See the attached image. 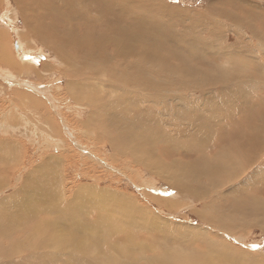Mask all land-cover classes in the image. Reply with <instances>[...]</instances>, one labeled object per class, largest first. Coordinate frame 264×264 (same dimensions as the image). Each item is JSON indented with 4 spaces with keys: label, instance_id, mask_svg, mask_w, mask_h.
<instances>
[{
    "label": "bare ground",
    "instance_id": "6f19581e",
    "mask_svg": "<svg viewBox=\"0 0 264 264\" xmlns=\"http://www.w3.org/2000/svg\"><path fill=\"white\" fill-rule=\"evenodd\" d=\"M140 1L110 0L111 4H115L116 8L122 12L118 17L119 20L122 18L124 20L121 22L124 21L127 24L120 22L121 26L114 25L108 28L110 30L103 32L102 29L101 31L96 30V32L87 30L82 35L78 34L80 30H77L78 33H76V29L70 25L71 31L69 32L73 34L71 37V33L67 34L68 28L64 29L66 34L60 33L57 37V30H59L57 27L59 26L56 27V15L64 17L67 23L69 20L74 23L78 18L82 19L85 24L94 28V25L96 26L94 22L100 20L102 14L105 13L106 9L103 3L98 6V12L101 13V16L98 14L96 18H93V13L90 12L93 7L89 9L92 4L95 8V0H23L21 3L25 2V7L35 5L34 9H29L31 12L41 5L38 12L32 14L33 21L27 19L28 36H32L37 41L39 38L43 44L49 43V47L53 50L55 47V51L58 52H61L64 44H68L72 51L78 55L67 54L69 58L60 56L63 60L67 59L68 66L72 71V75L67 76L71 79L72 77L79 79L83 76L85 81L90 76H94L93 79H89L91 81H88L89 83H74V85L71 83L69 87L80 91L85 89L90 91L98 87L100 90L108 92V96L104 93V96H98L95 93L96 97L93 96L94 92H91L92 96L87 97L89 100L85 105L92 108L91 113L94 111L101 113V119L100 115H97V119L91 114L90 122L95 124L100 120L101 125L105 122L107 124L103 126H110V132L106 127L103 128L98 125H96V130H101L99 133L109 141L113 151L120 152L121 155L129 151L130 154L134 155V158L131 156L137 165H142L155 175L161 176L164 181L182 194V198L189 196L194 198V201L204 204L203 209L200 210V216L206 222V226L214 230L208 229L206 233L200 229L191 228L189 233L186 232L189 236L187 237L183 234V229L180 228L179 230L182 232L180 236L179 234L173 236L167 228H177L179 225L162 221L153 216L141 204H137L131 197L116 192L104 191L102 193L104 198H101L100 201L102 203L101 210L89 214L92 197L101 191L87 187V191L82 192V187L73 194L75 200L68 199L67 195L64 194L65 188L60 187V176L56 171L57 162H53L54 157H49L39 168L41 177L46 179L44 184L31 186V183L27 181L22 186L21 192L20 190L17 191L16 188L11 196L2 197L0 200V264L264 263L257 256L228 245L224 238L226 234H232L239 230L243 231L250 226H258L264 230V203H257L259 200L257 194L260 192L259 190L264 189V109L263 112L261 111L264 103H262L263 98L251 97L248 88L238 78L241 74H234L235 70L237 71L236 64L239 63H235L236 54L243 55V51L245 53L249 51L246 56L256 53L254 50L250 51V44L243 39L242 42L238 40L241 42L240 45L229 46L226 44V36L221 43L216 40L204 39L199 33L189 38L181 37L185 34L180 27H176L179 16L178 9L167 6L162 8L159 4L152 3L151 0H145L144 3L141 2L142 4ZM237 1L244 6L245 0ZM52 3L55 6L45 14V6ZM80 3L82 5L78 7ZM21 7L19 8L24 18L27 11ZM63 9H68V13L64 12ZM51 10L55 15L54 22L51 21L52 19L46 20L50 16ZM220 15L222 17L219 16V12L211 13L213 19L208 22L209 28L206 31L209 34L212 33V37L216 34V39L221 35V33L219 34L222 30L220 25L222 18L225 17L221 13ZM110 16L112 15L107 17ZM226 18L232 20V17L227 15ZM238 21L236 20V22ZM245 22L247 21L245 20ZM230 23L232 22L230 21ZM235 26L238 28L237 25ZM187 29L191 28L187 27ZM239 29L241 28L239 27ZM237 34L239 35V33ZM240 36L242 35L240 34ZM257 41H261V38ZM259 44L264 45L262 42ZM110 45H112V51H108ZM0 47L3 49L1 44ZM19 47V45L16 46V43L14 44L15 51L18 52ZM208 49L212 50V53H208ZM2 51L0 56H4ZM206 54L218 57L219 64L218 67L215 66V72L209 73L202 68L206 63ZM191 57L198 60L196 64H192L190 61L192 66L188 63ZM2 59L6 62L5 57ZM241 64L240 69L244 70L247 62L243 60ZM12 66L18 71L20 70V67L11 65V68ZM79 70L84 71L83 75ZM212 80H217L218 84L215 86H219L218 96L226 100L227 105L223 102H217L215 95L217 93H214L215 89L212 91V87L210 88L211 91L203 94L205 95L204 100H200V103L196 105L187 104L186 98L184 99L181 94H168L171 89L173 90V85H178L177 89L183 92L184 87L189 84L206 89ZM152 88H154V92L161 90L162 92H157L162 93L163 96L153 97L152 94H149V90ZM192 96L194 94L190 92L187 98L193 99ZM16 99L18 104L21 103L20 107L23 108L25 98L17 96ZM166 99L170 100L173 106V111L170 110V113L177 115L176 117L179 116L178 118L174 116L177 121L187 120L189 117L186 118V116H189L187 115L189 110L195 112V115L191 114V117L196 122L197 130L193 131V135L188 132L182 133L184 137L178 140V144L174 140L175 133H177H174L176 130L174 126H172L173 133L160 128L161 116L167 115L165 111L169 102ZM82 100L86 99L83 98ZM149 100L159 103L163 108L162 112L157 113L155 109L151 112L150 106H145ZM258 100H260L259 103ZM210 102L212 106H209ZM28 107L33 109L35 113H39L40 117L42 115V118L47 119V123L51 121L50 118H47L44 105L40 101L30 99ZM3 117L1 116L0 120H3ZM33 117L37 122L38 117ZM130 117L133 118V124L129 122ZM190 120H188V124ZM164 122L163 124L167 121ZM88 126L90 127V124ZM177 128L180 127L177 126ZM202 128L204 132H201L203 131ZM234 128L239 129L237 131L241 135L240 138H236L235 144L231 147L228 148L225 145L220 150L218 149L219 151H216V154L209 160L212 164L208 163V158H204L199 163L202 166L193 160L191 163L186 162L192 170L184 171L180 170L175 160H172L170 162L171 167L167 170L164 165L160 166L149 159L150 154L153 156L157 147L160 150L164 147L163 151L172 150L173 154L184 152L193 155L197 152L200 155L202 154L200 151L213 148V143L222 139V134L229 136ZM186 129L190 131L189 128ZM121 130L125 133L121 132L122 134L118 136L121 137V140L131 138V141L127 140L131 146H126V143L121 147L118 146V143L122 141L117 139V132ZM216 135L220 138H216ZM6 141L11 143L9 140H4V142ZM139 141L141 143H138ZM2 143L0 141V148L3 146ZM52 144L54 142L51 141ZM144 144H147L148 147H145ZM228 144L231 145V142ZM6 146H3V153L0 152V164L3 161L8 165L9 158L6 153L13 155L17 146L13 143L12 146L9 144ZM170 146L172 149L169 148ZM128 148L131 149L132 153L127 150ZM145 152L148 154L145 155ZM256 162H260L263 166H260L249 176L250 168ZM167 165L169 166L168 163ZM204 166L208 172L203 169ZM232 166L236 167L238 173H229L228 179L222 180L221 175L231 170ZM6 181L7 178L1 175L0 191ZM53 185H57L59 188L53 191ZM236 187L239 188L237 192L235 191ZM251 187L255 188L251 189ZM234 191L236 195L230 198V193ZM81 199L87 204L78 205L76 201H81ZM155 200L161 207L170 210L176 208V204L169 200L163 198H155ZM83 215H93V218L86 224L88 219L86 222L82 220L84 223L79 221ZM196 234L198 235L195 239ZM190 238L195 242L186 246ZM146 239L150 241L149 244L144 243ZM153 242L156 243L154 247H152Z\"/></svg>",
    "mask_w": 264,
    "mask_h": 264
},
{
    "label": "rangeland",
    "instance_id": "374dc122",
    "mask_svg": "<svg viewBox=\"0 0 264 264\" xmlns=\"http://www.w3.org/2000/svg\"><path fill=\"white\" fill-rule=\"evenodd\" d=\"M22 1L23 0H0V44L3 48L1 49L0 47V50H3L2 53L4 55L0 56V117L4 116V119L0 120V141L3 142L2 144L4 147H7L6 145L8 144L12 146V143L17 146V149L14 151L15 153L13 155L6 153L9 158V164L7 165L3 161L0 164V176L2 175V177L5 176L7 178L6 183L2 186V190L0 191V200L2 199V197L11 196V193L16 188L17 191L20 190L21 192V189L23 188L22 186H24L27 181L31 183V186H33L34 184H44L46 182V179L44 177H41L39 168L43 164V162L47 160V158L54 157L53 162H57L56 171L60 176V187L65 188L64 194L67 195L68 199L75 200L73 194L79 191V188L82 187V192L87 191L88 188H93L95 190L98 189L99 191H101L94 197H92L91 203L89 205V214L94 211L101 210L102 203H100V201L101 198H104V195L102 194L104 191L110 193L116 192L118 194H123L125 196L131 197L136 201L137 204H141L153 216L161 219L162 221L179 225L177 228H167V230L173 236L178 234L180 236V233L182 232L186 236V232L189 233L191 228L200 229L207 233L206 230L211 228L206 226V222H204L200 216V210L203 209L204 204L202 205L200 202L194 201V198H190L189 196H184V198H182V194L171 184L164 181L161 176L155 175V173L150 172L148 168L142 165H137L135 160H133L134 155L130 154L129 151L124 152L125 155H121L120 152L116 153L115 151H113L110 143H108L109 141L104 137V135H101L99 133L101 132V130H96V125H98L100 127L102 126L103 128L106 127L109 132L111 131L110 126H103L107 124L105 122L103 123V125H101L102 122L100 120L95 124L94 122H90L91 114L94 115L93 117H97L98 119L97 115H100L101 113H95V111L91 113L92 108H88V106L85 105L89 100L87 97L92 96L91 92H94L93 96L95 97L96 94L98 96H101L103 95V93L104 95L108 96V92H104L105 90H100L98 87H95V89H91L90 91L86 89V91H80L78 89H71L69 87L71 83V85H74V83H87L89 79H93L94 76H90V78L86 81L83 79V76L79 79L77 77H72L71 79L69 76H67L72 75V71L68 66L69 63L66 61V58H69L67 54H74L75 56H78L72 51L71 46L68 44H64L61 52H58L55 51V47L54 50L50 48L49 43L45 42L43 44L39 40V38L37 41L32 36H28L29 30L27 29L26 24L27 19H30L29 21L32 22L34 19L32 17V14H36L41 5L33 10V12H31L30 10L32 8L34 9L36 6L32 5L31 7H25V2H23V4L21 3ZM143 1L145 0H141L140 4L144 3ZM151 2L159 4L162 8H165V6H167L169 8L178 9L179 16L176 27H180L185 34L181 37L189 38L192 35L199 33L204 39L216 40L219 43L226 39V44L229 46H232L234 44L240 45L243 40L246 43L248 42L250 44V51L254 50L256 54L252 53L253 55L246 56V53L248 54L249 51L246 53L245 51H243V55L235 53V63H239L236 64L237 71L235 70L234 74H241L238 78L240 82L248 88L251 93V97L259 99L263 98L262 103H264V45L261 46L259 44L261 42L264 44V0H245V3H243L244 6L239 4L237 0H151ZM100 3H103L106 9L105 13L102 14V16L101 13L98 12V6L101 5ZM81 5V3L78 4V7ZM53 6H55V4L53 3L46 5L45 14ZM19 7L26 9L27 11L24 14V18ZM92 7L93 9L90 12L93 13V18L98 17L99 14L102 19V21L101 19H98L99 21L97 20L96 22H94V24H96V26L94 25V28L91 25L85 24V21H83L82 19L78 18L79 20L77 19L74 23H71L69 20V22L67 23V20L64 17L56 15V27L59 26L57 27V29H59L57 30L58 34L56 33L57 37H59L60 33L66 34V30L64 31V29L67 28V34L71 33L70 37L71 35L73 36L72 32H69L71 31V26L76 29V33H78L77 30H80L78 34L82 35V33H85L87 30L89 32H96V30L101 31L102 29L103 32L106 30H110L108 28L114 25L121 26V23L123 24L124 21H121L124 19L120 18L119 20L118 18L120 17L119 15L122 12L119 11L118 8H116L117 6L115 4H111L110 0H95L96 9L94 8L93 4L89 9H91ZM84 8L87 9L86 6H84ZM67 10L68 9H63L64 12L68 13ZM52 11L53 10L50 11V18L47 17L46 20L52 19L51 21L54 22L55 15ZM216 12H219V16L221 17L222 15H220V13L225 15V17L222 18V24L220 25L222 26V30L219 32V34L221 33V35L217 39L215 37L216 34L212 37V33L209 34L206 32L209 28L208 22H211V20L213 19L211 13ZM109 15H112L110 17L113 19H111L110 17L108 18L107 16ZM226 15L230 18L232 17V20H228V18H226ZM114 19L116 20V22ZM236 20L239 21L236 22ZM245 20L247 22H245ZM100 21L101 23H98ZM230 21L237 25L238 28H236L234 24L230 23ZM124 24H127V22H124ZM187 27L191 28L192 30L187 29ZM239 27L244 30L239 29ZM237 33H239V35ZM240 34L242 36H240ZM224 36H226L225 39ZM260 38L261 41H257ZM162 39H164V37H162ZM238 40L242 41L240 42ZM15 43L16 46H20V50H18V52L14 49ZM58 48L61 47L58 46ZM110 50L112 51V45L108 46V51ZM208 53H212V50L208 49ZM189 54H191L190 51ZM181 55L186 56L183 54ZM60 56H65L66 58L63 60V58H61ZM206 56V63L204 66H202V68L209 71V73L212 71L215 72V68L218 67L219 64V62L217 61L218 57L210 54H206ZM2 57L6 58V62L2 59ZM1 60L4 62V64ZM243 60L246 61L247 64L245 65L244 70H241L240 67L242 66L241 63H243ZM190 61L192 64H196L198 62V60H194L193 57L190 58L188 63ZM117 62L119 63V61ZM192 64L189 63L190 66H192ZM11 65L17 66L18 68L20 67V70L18 71L13 66L11 68ZM79 72L83 75L84 71L79 70ZM216 84H218L217 80H212V83H209V86L206 89L204 88L205 90L203 88L195 87L194 84H189L186 86L187 88L184 87L183 92L185 93H183L182 90L177 89L178 85H173L171 83L174 88L173 90L171 89L168 94H181L182 96H184V99L186 98L185 100L187 104L196 105L200 103V100H204V93H208V91H211V89L212 91L213 89H215L214 93H217L215 94L217 96V102H223L225 103V105H227L228 102L222 97L218 96V92L220 91L219 86H215ZM175 88L176 91H174ZM153 89L154 88L149 90V94H152L153 97L156 98L157 96H163L162 93L157 92H162L161 90H157L156 92H154ZM189 91L194 94V96H192L193 99L187 98V96L190 94ZM79 92L82 93L80 94ZM112 94L114 95L115 93ZM17 96H22L25 98V106L23 108L20 107L21 103H17ZM83 98H85L86 100H82ZM30 99L43 103L45 114L47 115V118H50V122L47 123V119L42 118V115L40 117L39 113H35L33 109H30L28 107V102L30 101ZM166 100L169 102V110H167V108L165 111L167 115H159L161 116L160 128L164 131H168L169 133H173L174 129H176L174 133L177 132L175 133V135L179 139L175 136L174 140L178 144V140L183 139L184 137V134L182 133L188 132L193 135V131L197 130L196 122L195 120L193 121V117H191V114L195 115V112L189 110V112L187 113V115L189 116H186V118L189 117L187 118V120L181 119L182 121H177L175 119L177 115H172V113H170V110L173 109L171 101L168 99ZM259 102L260 100H258V103ZM145 106H150L151 112H153V110L155 109L157 113H161L163 109L159 103L153 102V100H149L147 102V105ZM209 106H212L211 102L209 103ZM258 108L260 107L258 106ZM263 109L264 106L261 108L262 112ZM46 112L49 113L47 114ZM33 116L38 117L37 122L35 121ZM188 120H190L191 123L189 122L188 124ZM164 121L167 122L165 123ZM129 122L133 124V118L130 117ZM163 122L165 124H163ZM89 124L90 127L88 126ZM169 124L171 126L170 129ZM163 125H168V128ZM183 125H185L186 127H184ZM172 126H174V129ZM177 126L180 128H177ZM90 128L93 130H91ZM186 128H189L190 131H188V129ZM237 130L239 129L234 128L229 136H226L227 134H222V139L218 140V142H214L213 148H207L203 151H200L202 152V154L200 155L197 152L193 155L186 154L184 152H175L173 154L172 150L163 151L164 147L161 150L159 147H157L155 149L154 155L152 156L150 154L149 159H151L150 161H152L153 163H158L160 166L164 165L167 170H169V167H171L170 162L172 160H175L178 163L180 170L184 171H189V169L192 170V168H189L187 166L186 162L191 163L193 160H195V163L200 166L201 164L199 163L202 162L204 158H208V163L212 164L209 160L212 159V156L216 154V151H219L222 146L225 145H227L228 148L231 147L233 144H235L234 142L236 138H240L241 135ZM118 132L117 139L121 140V137H119L118 135H121L125 132L122 130L119 133ZM201 132H204V129ZM216 138H220V136L216 135ZM4 140H9L11 141V143H8L7 141L4 142ZM127 140L131 141L132 139L128 138ZM127 140H121L122 142L118 143V146L121 147L125 143L126 146H131L130 142H128ZM51 141L52 143L54 142L55 145H51ZM56 141L60 142L56 143ZM229 142H231V145L228 144ZM138 143L141 142L139 141ZM217 144L219 145L217 146ZM3 146H1L0 148V152L2 153L4 149ZM144 146L148 147L147 144H144ZM169 148L172 149V146H170ZM80 149H82L83 152ZM127 150L131 151L130 148H128ZM146 152L145 155L148 154H146ZM131 155L133 156V158ZM167 163L169 164V166L167 165ZM253 165L250 168V173L248 174L249 176L252 172L258 170L260 166H263V164H261L260 162H256V164ZM4 166L6 169L4 168ZM232 167L233 168L227 171L226 174L223 173V175H221L220 178L222 180H227V176L230 175L229 173H238L236 167ZM205 168L206 166H204L203 169L206 170ZM206 171L208 172V170ZM242 179L244 178L242 177ZM57 188H59L57 185H53L52 190L54 191ZM253 188L255 187H251V189ZM256 188L259 189L258 187ZM238 190L239 188L236 187L235 191L237 192ZM235 191L230 193V198L236 195ZM259 191L260 192L257 194L259 195V200L257 203H264V189H261ZM155 198H163L169 200L170 202L176 204V208L174 210H170L165 207H161L160 205H158ZM82 201V199L81 201L77 200L76 203L78 205L87 204ZM92 218L93 215H83V217L81 216V219L79 221L85 220L86 222V220L88 219V221L86 222L87 224ZM180 228L181 230L183 229L182 232H180ZM211 230L213 231L214 229ZM239 231L228 235L226 234L224 237L226 243L234 248H237L238 250H245L250 254L259 257L258 259L263 260L264 262V230L260 229L258 226H250L243 231ZM23 232L21 233L23 234ZM197 235L198 234L195 235V239L197 238ZM141 237H143V235H141ZM187 237L189 236L187 235ZM188 242L189 243H187L186 246L192 245L195 240L193 241V239L190 238ZM144 243L149 244L150 241L146 239ZM155 245L156 243L154 244L153 242L152 247H154ZM179 249L180 247L178 248V250Z\"/></svg>",
    "mask_w": 264,
    "mask_h": 264
}]
</instances>
